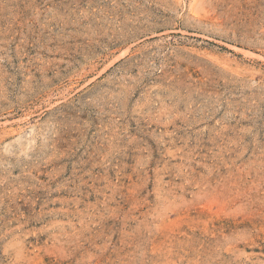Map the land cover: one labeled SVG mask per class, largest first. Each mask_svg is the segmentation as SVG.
I'll list each match as a JSON object with an SVG mask.
<instances>
[{"label":"rangeland","instance_id":"rangeland-1","mask_svg":"<svg viewBox=\"0 0 264 264\" xmlns=\"http://www.w3.org/2000/svg\"><path fill=\"white\" fill-rule=\"evenodd\" d=\"M0 264H264V0H0Z\"/></svg>","mask_w":264,"mask_h":264}]
</instances>
